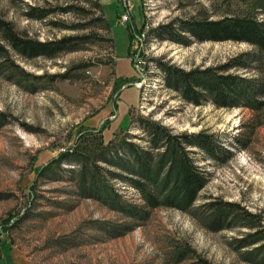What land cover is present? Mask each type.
Here are the masks:
<instances>
[{"label":"rangeland","instance_id":"1","mask_svg":"<svg viewBox=\"0 0 264 264\" xmlns=\"http://www.w3.org/2000/svg\"><path fill=\"white\" fill-rule=\"evenodd\" d=\"M31 6L49 12L29 17ZM230 15L264 20V0H0V16L19 33L68 37L72 46L52 57L11 51L4 62L12 69L0 71V264H264V236L236 249L234 240L251 228L208 230L164 206L144 219L125 216L79 193L67 171L74 163L49 165L62 151L94 155L126 135L144 144L140 116L173 133L207 129L232 154L223 162L196 154L208 172L196 203L238 202L264 227V108L194 105L165 87L156 66H218L250 52L259 57L254 66L236 72L263 71L264 50L248 42L181 43L152 31L178 18ZM111 183L125 200L141 203L135 189ZM258 245L262 254H246Z\"/></svg>","mask_w":264,"mask_h":264},{"label":"trees","instance_id":"2","mask_svg":"<svg viewBox=\"0 0 264 264\" xmlns=\"http://www.w3.org/2000/svg\"><path fill=\"white\" fill-rule=\"evenodd\" d=\"M96 5L103 11L102 4ZM48 12L44 8L31 6L26 14L33 18H44ZM152 31L157 36L181 43H188L192 38L200 41H245L260 52L264 50V20L248 16L230 15L217 19L207 16L183 17ZM70 43L71 38L68 37L39 40L19 33L12 22L0 16V71L12 69L4 62L11 51L23 58L52 57L71 49ZM258 58L257 54L242 52L218 66L184 69L162 60H156V66L165 87L187 102L194 105L209 102L226 108L247 107L253 112H261L264 108V70L255 75L236 72L239 69L249 70ZM118 80L128 82L126 79ZM135 122L141 130L140 139L144 144L134 141V135H126L94 155L83 153L77 147L62 151L50 160L49 165L57 163L58 166L61 160L74 163L75 167L67 171L74 178L79 193L125 216L144 219L149 209L173 207L187 212L208 230L234 227L253 229L234 240L236 249L262 241L264 227L259 216L240 203L219 197L196 203L200 198L199 192L208 181V172L197 163L196 154L217 162L227 160L232 154L218 134L207 129L173 133L159 121L144 116L138 117ZM112 180L135 189L141 203L125 200L111 183ZM262 246L258 245L246 254H262ZM186 253L187 249L184 248L177 254L182 256ZM203 262L196 260L190 264Z\"/></svg>","mask_w":264,"mask_h":264}]
</instances>
